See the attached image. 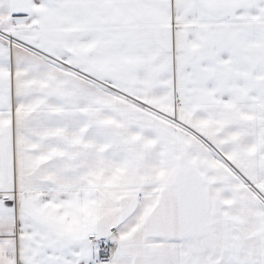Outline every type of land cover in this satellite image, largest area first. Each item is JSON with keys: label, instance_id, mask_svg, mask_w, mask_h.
I'll return each mask as SVG.
<instances>
[{"label": "snow or ice", "instance_id": "obj_1", "mask_svg": "<svg viewBox=\"0 0 264 264\" xmlns=\"http://www.w3.org/2000/svg\"><path fill=\"white\" fill-rule=\"evenodd\" d=\"M0 264H264V0H0Z\"/></svg>", "mask_w": 264, "mask_h": 264}]
</instances>
